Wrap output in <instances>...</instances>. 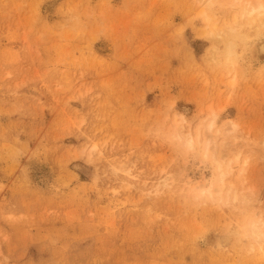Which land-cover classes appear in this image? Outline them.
I'll list each match as a JSON object with an SVG mask.
<instances>
[{"label":"rangeland","instance_id":"rangeland-1","mask_svg":"<svg viewBox=\"0 0 264 264\" xmlns=\"http://www.w3.org/2000/svg\"><path fill=\"white\" fill-rule=\"evenodd\" d=\"M258 1L0 0V264H264Z\"/></svg>","mask_w":264,"mask_h":264},{"label":"bare ground","instance_id":"bare-ground-1","mask_svg":"<svg viewBox=\"0 0 264 264\" xmlns=\"http://www.w3.org/2000/svg\"><path fill=\"white\" fill-rule=\"evenodd\" d=\"M254 12H256V15H255V17H256V21H258V23H259V25H264V3H262V2H256V4H253V5H251L249 8H247V7H244L243 9H242V11L240 12V19H241V17H245V18H249ZM234 16V15H233ZM234 18V19H233ZM232 19H233V23H232V25L230 24V25H228V22H224V24L226 25V27H225V29H224V27L223 26H220V28L218 27H216L217 29H219V30H217L216 28V30L218 31V37L220 36V37H232V36H234V35H237L238 34V30H237V26L239 25L238 23L236 24V15H235V17H233ZM225 19H227V18H225ZM206 20H208V18H206ZM228 20V19H227ZM246 47V46H245ZM258 48V47H257ZM260 48H261V52H264V41H262L261 43H260ZM247 51H248V48H247ZM227 58H229L228 56L226 57V59ZM176 114V113H175ZM177 115L179 116L178 118H181L180 119V121L182 122V120H184L182 117H180L181 115L180 114H176V117H177ZM214 115H216L215 113L213 114V112H212V121H213V119L215 120V116ZM176 122V121H175ZM214 122V121H213ZM213 122H210V124L208 123L207 125L208 126H206L209 130H211L210 128L214 125V123ZM173 129L174 130H172V133H171V135H173L172 137H174L175 136V138H178V140L180 139H182V133L181 132H179L178 130V127H180V129H181V123L180 122H176V123H173ZM189 127V126H188ZM236 128H237V124H235V123H231L230 124V127L228 128V130H227V128L225 129V131L227 130V131H230L231 133L232 132H235L236 131ZM238 129V128H237ZM209 130L207 131V132H209ZM188 131H189V129H188ZM198 131H199V127H198ZM205 131V130H204ZM224 131V132H225ZM227 131H226V133H227ZM207 132H205V134L204 135H208L207 137L208 138H205L206 140H205V146H203L204 147V149H203V152H204V157L205 156H209L210 155V158L212 157V160L214 159L215 160V162L216 161H218V159H219V155H218V159L216 160L215 158H213L214 157V148H216L215 147V142H216V137H217V135L216 134H213V135H211V136H214V137H211V136H209V134L210 133H208V134H206ZM211 132V131H210ZM230 132H228V133H230ZM195 133H197V131H195ZM216 133H218V130L216 131ZM184 134H186V135H188L187 137H184L183 139H185V140H181L182 142H183V144L185 145V143H186V145H187V149L189 148H193V146L196 144V145H198V143H199V141H198V136H196L195 137V135L194 136H191V135H193V133L191 134V135H189V133L187 132V133H184ZM185 135V136H186ZM197 135V134H196ZM199 135V134H198ZM224 135H225V133H224ZM223 135V136H224ZM233 136V135H232ZM200 137V136H199ZM205 137V136H204ZM203 137V138H204ZM235 137V136H234ZM235 139V138H234ZM204 140V139H203ZM220 143L222 144V148H223V150H224V148L226 147L225 145H226V139H223V140H221L220 141ZM220 143H219V149H220ZM96 144V143H95ZM204 144V143H203ZM91 147V146H90ZM95 145H93L92 147H91V149H89L88 151H90L89 153H92L93 152V150H95ZM218 150V149H217ZM222 150V149H221ZM220 151V150H219ZM219 151H217V152H219ZM225 151V150H224ZM223 152V151H222ZM220 153V152H219ZM218 153V154H219ZM225 153V152H224ZM217 154V153H216ZM91 156H92V154H91ZM90 156V157H91ZM220 157H222V155H220ZM225 157V156H224ZM224 157H222V158H224ZM89 158V157H88ZM237 158V157H236ZM219 160H222V159H219ZM236 160V159H235ZM216 167H217V180H215L214 182L215 183H217L216 185H214V187H212L211 189H210V187L208 188V186L206 187V189H204L203 188V186H201V187H199V185L197 186L198 188H202V189H199L200 190V192H201V194H202V191L204 192H207V193H209L208 195H210V190H212L213 191V188L215 189V191H216V193H220V191H221V189H222V187H223V177H224V171L221 169V164L218 162V164L216 163ZM229 166V165H228ZM214 183V184H215ZM159 185V184H158ZM211 185V184H210ZM158 187V186H157ZM217 187V188H216ZM200 194V195H201ZM252 221V220H251ZM250 221V225H248V226H246V229H249V231H247L248 232V234L249 235H251V236H254L255 238L253 239V240H257V241H260V243H264V233H262L261 231V225H259L258 224V222H261V220L260 221H252L251 222ZM248 227V228H247ZM247 232H246V234H247ZM255 240V241H256ZM257 241H256V243H257ZM259 244V243H258ZM258 246H261V245H258ZM259 248H261V247H259Z\"/></svg>","mask_w":264,"mask_h":264}]
</instances>
